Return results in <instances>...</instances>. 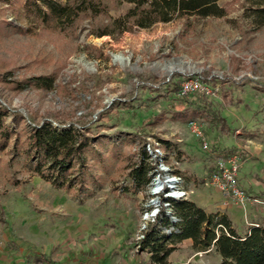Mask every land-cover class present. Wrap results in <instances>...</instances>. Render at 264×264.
<instances>
[{"label": "rangeland", "instance_id": "1", "mask_svg": "<svg viewBox=\"0 0 264 264\" xmlns=\"http://www.w3.org/2000/svg\"><path fill=\"white\" fill-rule=\"evenodd\" d=\"M218 4L224 17L190 16L111 38L90 35L87 20L72 33L45 27L19 0H0V113L14 131L0 147V264H150L136 243L150 223L145 213L155 207V148L173 154L186 199L207 213H221L219 205L241 212L251 204L264 207L236 204L208 181L215 160L230 153L241 166L251 152L246 173L264 176V25L245 15L243 0ZM126 7L108 14L116 17ZM43 76H52L50 88L31 82ZM193 76L215 93L185 100L208 103L213 113L187 116L191 107L179 103L174 86ZM193 119L206 150L188 128ZM43 121L91 138L80 191L57 189L34 171L26 138ZM160 139L174 149L165 150ZM138 162L149 168L146 185L129 176ZM188 242L176 245L168 264H218L213 251L194 252Z\"/></svg>", "mask_w": 264, "mask_h": 264}, {"label": "trees", "instance_id": "2", "mask_svg": "<svg viewBox=\"0 0 264 264\" xmlns=\"http://www.w3.org/2000/svg\"><path fill=\"white\" fill-rule=\"evenodd\" d=\"M4 1L9 3V0ZM218 1L19 0L23 12L32 15L45 27L72 33L87 20L90 35L111 38L133 29H147L157 23L190 16L224 17L225 9ZM121 4L127 6L123 13L116 17L108 14L111 8ZM243 4L245 15L251 17L256 26L264 25V0H243ZM98 18H102V21L94 25ZM53 81L52 76L31 80L41 88H50ZM174 89L176 95L178 86H174ZM177 99L182 106L191 107L187 110L191 111L186 113L187 116H197L210 110L208 103L197 106L190 100ZM213 115L218 119L215 113ZM4 119L5 115L0 113L2 148L14 135V131L4 125ZM90 139L80 130L71 127L55 129L49 121H43L27 133L26 153L34 159V171L42 180L57 189L71 190L75 186L80 191L83 188L80 178L84 167L83 152ZM160 145L167 151L174 149V144L168 140L160 139ZM148 170L143 162H138L130 168L129 176L136 185H146ZM170 205L175 220L171 221L161 210L137 239V250L148 255L150 264H168V256L177 244L186 239L191 240L194 252L213 251L219 258L218 264H264V224L251 226L246 232L239 233L232 227L226 214L207 213L192 200H173Z\"/></svg>", "mask_w": 264, "mask_h": 264}, {"label": "built area", "instance_id": "3", "mask_svg": "<svg viewBox=\"0 0 264 264\" xmlns=\"http://www.w3.org/2000/svg\"><path fill=\"white\" fill-rule=\"evenodd\" d=\"M196 93L214 94L215 89L207 85L200 77L193 76L185 78L179 83L176 96L182 99L191 98ZM188 128L193 136L200 142L202 149H208L210 146L203 137L200 122L197 119L188 121ZM154 155L158 158L159 164L154 166L150 172V193L154 199L150 203L154 205L150 212H146L148 222H153L159 212L162 210L171 221L175 220L171 209V201L186 199L188 195L187 187L184 185V180L180 174L174 171L175 161L172 160V153L162 156L159 148L154 149ZM170 160L171 169L164 166V160ZM240 158L236 153H230L218 157L209 174L208 181L212 187L219 190L225 198H229L236 204H243L251 200V198L241 188L239 183V168ZM177 164V163H176ZM154 200V201H153ZM257 201V200H253ZM145 228V226H143ZM144 230V229H143ZM142 230V231H143ZM141 234L138 235L139 239Z\"/></svg>", "mask_w": 264, "mask_h": 264}, {"label": "crops", "instance_id": "4", "mask_svg": "<svg viewBox=\"0 0 264 264\" xmlns=\"http://www.w3.org/2000/svg\"><path fill=\"white\" fill-rule=\"evenodd\" d=\"M249 154V155H248ZM246 155V158L242 165L239 168V183L241 188L245 191V189H248V187H251V192H245L251 200L248 201V203L257 202V203H264V176H260L258 172L252 173L251 170L246 173L247 170V164L249 163V158L253 160L254 157H252V153L248 152ZM251 155V156H250ZM259 158V156H255ZM246 166V167H245ZM257 176V177H256ZM240 177H243L242 181L240 180ZM244 184L243 188L241 184ZM222 194V193H221ZM223 196V195H222ZM257 200V201H253ZM209 204V203H207ZM252 205V204H251ZM248 205V209H246L245 212H241V210L235 208L233 205L229 204L226 208L222 205H219L221 213L226 214L228 219L231 222L232 227L239 233L246 232L251 226L257 225V224H264V207L263 206H251ZM204 211L207 212V210L204 208V206H200ZM189 241L188 243L191 245V240L186 239ZM209 251L205 252L208 253Z\"/></svg>", "mask_w": 264, "mask_h": 264}, {"label": "bare ground", "instance_id": "5", "mask_svg": "<svg viewBox=\"0 0 264 264\" xmlns=\"http://www.w3.org/2000/svg\"><path fill=\"white\" fill-rule=\"evenodd\" d=\"M116 59L122 60L123 58L120 55H115ZM154 201V200H153Z\"/></svg>", "mask_w": 264, "mask_h": 264}]
</instances>
